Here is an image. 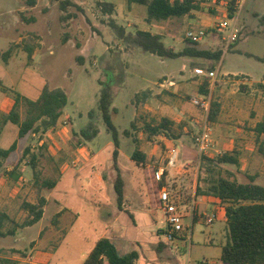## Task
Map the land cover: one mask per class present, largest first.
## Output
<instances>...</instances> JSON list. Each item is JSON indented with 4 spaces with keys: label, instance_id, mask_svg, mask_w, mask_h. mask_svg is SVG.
<instances>
[{
    "label": "rangeland",
    "instance_id": "374dc122",
    "mask_svg": "<svg viewBox=\"0 0 264 264\" xmlns=\"http://www.w3.org/2000/svg\"><path fill=\"white\" fill-rule=\"evenodd\" d=\"M70 1L79 8L69 5L63 11L57 2L50 0H37L32 7L27 6L23 0H0V52L7 49L10 51L6 61L0 57V77L3 84L31 99H36L44 86L48 89L60 87L67 95V103L53 130L40 129L34 135L29 132L19 139L20 147L28 151L26 158L30 159L34 175L29 180L31 185H21V191L25 190L26 186L30 190L24 200L22 195L16 197L14 208L17 211L14 210L15 214L11 217L13 220L19 225L27 224L31 213L27 214L25 211L29 209L25 206L29 204L26 199L31 200L34 196L37 208H41V195L44 189L50 187L48 183L60 177L61 184L58 187L63 189L74 172L79 171V177H84L88 166L80 171L79 165L82 162L74 160L77 148L85 147L86 152L88 151L85 153L88 154L87 157L95 154L91 165L97 163L103 170L114 172L111 158L113 141L97 108L100 89L105 85L111 89V107L117 108V112L111 113V119L118 130L122 150L118 156V164L125 170H131L133 167L126 155L132 153L135 143L146 144L148 149L156 145L160 155L163 154L164 144L151 129L156 128L158 124L162 125V118L169 120V116L161 117V113H166L160 108L157 109L154 89L151 95L145 96L146 98L143 96L145 91L142 90L148 87L156 88V84L165 79V84L169 81L176 84L170 87L173 91L180 85H186L183 91L180 90V96L169 91L162 96L170 109V120L182 129L183 142L197 155L190 160L187 157L186 163L194 166L198 164V175L204 174L207 163H201V155L216 159L226 154L235 161L219 163L216 167H219V171L214 173L243 183L253 177L254 183L264 185V135L260 137L253 131L257 111L249 107L250 100L242 99L244 105L240 106L238 112L232 111V101L224 103L223 107H220L222 111L219 120L214 118L213 121L204 120L203 108L194 105L190 100L192 97L203 96L200 93L201 87H205L207 93L210 92L211 83V96L208 94L206 97L210 98L209 101H215L213 99H217L221 91L219 81L229 78V89L240 92L245 99L252 94L255 100L263 102L260 113L261 117L264 116V88L260 85L264 81V59L257 58L264 56V0H247L243 5L237 24L245 22V27L231 46L224 44L222 35L225 31L222 33L215 29V24L223 17H228L227 7L232 0H223L222 9L212 7L216 5L217 0H198L197 10H191L180 17L153 21L161 26L164 43L175 51L188 45L186 30L203 28L206 35L195 47L220 50L219 58L212 63L203 57H191L195 61H190L185 56L160 58L143 51L137 45L118 39L108 24L109 20L113 19L125 26L127 32L145 29L148 23L144 5L128 4L127 0H104L115 4L114 11L109 14L101 10L99 3L103 0ZM66 14H69V17L62 18ZM194 17L205 18L211 24L201 26L203 22ZM195 67L214 68L217 71L216 78L210 80L196 75L193 71ZM228 74L238 76L230 77ZM241 78H248L249 83L254 84L251 85L252 90H247L250 88L245 89L244 85L235 82ZM193 91L192 96L186 93ZM1 92L13 101V93L9 89ZM180 103H183L182 106ZM24 109L25 105L21 102L18 107L21 118L24 117ZM90 109L95 110L94 118L99 131L92 140L84 141L77 133L79 128L89 121L87 112ZM154 110L159 111L157 113ZM4 112L0 109V128L6 124L2 133L0 132L2 148L12 143L17 132L15 124L4 122ZM172 121L165 123L166 126L161 129H171ZM204 123L209 127L210 143L203 153H199L194 138ZM161 129L159 130L162 131ZM125 130L128 134H125ZM183 151L184 147L181 145V150H177L174 159L175 165L183 163ZM148 154V162L157 166H164L168 159L158 163L156 155ZM189 154L191 155V152ZM17 155L19 156L12 155L8 160H17ZM74 163L77 164L73 165ZM128 184L133 191L141 188L136 180H129ZM70 187L66 185L65 189ZM72 188L77 186L73 184ZM134 193L133 195L140 198V191L136 192L138 195ZM89 201V196H74L66 202L76 217L72 224L49 237L52 242L48 250L49 264H83L96 239L102 235L105 228L97 217L99 209ZM101 204V208H107V202L101 201ZM21 208L24 209L23 212ZM48 213L39 225L43 228L40 233L42 241L47 240L44 227L49 226V219L52 224L57 223L54 222V217H51L50 210ZM188 213V217L182 221L184 230L171 240L165 241L166 246L159 251L155 241L163 239V236L156 231L167 229L164 215L159 209L152 208L146 215H142V227L131 224L125 226L128 232L131 231L128 236L139 238L138 243L141 245L139 247L133 244L138 250L135 264H200L203 260L220 262L221 248L227 241L225 222L218 218L212 223H205L202 217L192 223L191 210ZM207 214L213 215L211 212ZM6 220L3 219L4 230L13 224L10 218ZM127 220L130 221L129 218ZM146 235L148 237L145 239Z\"/></svg>",
    "mask_w": 264,
    "mask_h": 264
},
{
    "label": "crops",
    "instance_id": "0c3cea01",
    "mask_svg": "<svg viewBox=\"0 0 264 264\" xmlns=\"http://www.w3.org/2000/svg\"><path fill=\"white\" fill-rule=\"evenodd\" d=\"M222 1L223 0H217L216 5L212 7L215 9H222ZM246 2L247 0H245L243 5H245ZM194 19L202 21L203 25L201 26H208L211 24V22H209L205 18L203 19L201 17H194ZM147 23L148 26L145 28V30L157 33L162 37L164 36L163 32L160 30L161 26L158 23L153 21ZM239 27L240 29L244 28L245 22L240 23ZM199 58L202 59V57ZM188 59L190 61H195L191 59V57H188ZM205 60L209 61L210 63L213 62V60L208 58H206ZM243 74L244 73H239V75ZM227 76L236 77L238 75L228 74ZM165 81L166 80L163 79L162 82L156 84V88L148 87L147 89L142 91H145L143 93V96L145 97L151 95V91L154 89L153 93H156L155 97L158 102L157 109L160 108L163 112L166 113H161V117L169 116V122L172 121L170 120L172 119V116L169 115L168 110L170 111V109L168 108V104H166V101L162 98V96L166 93V91H169L171 93L175 92L177 96H180L182 93H179L180 90L183 91L186 85H180V87L176 88V91H173L170 87L176 84H174L173 81H169L167 84H165ZM229 81V78H224L223 80L219 81L221 91L219 92V95H217L218 98L213 99L219 103V108L217 110V113L211 120L208 118L207 115L209 109L207 110V112L204 111V120L208 119L210 121H213L214 118H217L219 120V115L222 111L220 107H223V104L227 103L228 101H232V104L230 103L233 108L232 111L238 112L240 110V106L244 105V103H242V99L247 101L250 100L249 107H252L254 110L257 111V113H255V124L258 121L262 120L264 116L261 117L262 114L260 113V110L262 109L261 105L263 102L255 100L252 94H249V96H252V98H249L248 96V99H245L240 92L237 93L234 89L228 88ZM235 82L244 85L243 88L245 89L250 88L247 90H252L251 85H254L249 83L248 78L237 79ZM210 84V92L206 94H209V96H211ZM260 85H263L261 86V88H264V81H262ZM192 88H194V84H192ZM186 93H188L190 96L194 95V91ZM215 97L216 96H214V98ZM182 104L180 106H182ZM12 105L13 101L6 97L4 93L0 91V109L4 110V113H7ZM154 111L158 113L159 110ZM57 124L58 121L56 125ZM5 126L6 124L3 125L2 129L0 128V132L3 131ZM161 130L162 131L158 130L155 135L158 136L159 140H161L164 144L162 145V147L164 148L163 154L160 155L161 153L157 151L156 145H153L151 149H148V146L146 144L140 142L135 143L133 144L132 153H130V155H126V158L130 159V161L132 162L133 167H131V170H125L118 164V156L120 153H122L120 140L119 145L116 148V167H114L113 164V150L115 149L114 145L111 151L114 172L113 170L110 172L103 170L99 167V165H97V163L91 165L95 154L92 153L87 157L88 154L85 153H88V151L86 152L85 147L77 148L75 150L76 156L74 160L82 162L79 165L80 171L81 169L86 167V165L89 167H86L87 169L85 170L84 177H79V171L74 172V174H72V177L64 185L63 189L62 187H58L61 184L60 177H58L55 181L50 182L52 183V186H50L46 190L44 189L41 195V199H43V201L41 199L40 201H42L43 205L41 207L42 212L40 218L34 223L24 225H19L18 222L13 220L14 218L11 217H13L15 214L14 210L17 211V209L14 208V202L16 197L18 195H22V199L24 200V198H26V193H29L30 190V188L26 186L25 190L23 189L21 191V185H31V182L29 180L33 178L34 172L32 164L30 163V159L26 158L28 151L24 148H21L18 143L19 139L23 136H26V134L19 137L16 132L15 138L12 141V143L15 142L14 148L7 156L3 157L1 155L2 158L0 159V264H49L48 250L51 247L52 243L49 237H51V234L59 232L61 228H65L73 223L76 214L73 213L72 210L67 207L66 202L70 199V197L74 196L85 198L89 196L90 204L99 209L97 217L100 219L105 229L102 235H100L96 239V241L99 238L107 237L116 245L117 249L122 253L128 252L130 250H136L138 252L136 247H133V244L135 243L137 246L140 247L141 245L140 243H138L139 238H132L131 236H128V233H131V231L128 232V229H126L125 226H129L131 224L135 227L140 228V226L142 227V222H140V218L143 214L146 215V213H148V211L152 208H156L161 211L158 204V193L161 188H168L171 194L175 197L174 199L177 201L178 208L183 213V219L188 217V212L191 210L190 215L192 223L195 220L201 219L203 217L205 219V223H212L215 219L222 218L226 224L224 204L220 202L217 197L196 194V185L198 180V164L197 166L188 165L186 163V158L188 157L190 160V158H196L197 155H195V152H192V149H190L189 146L183 142L182 129L180 130L178 128V125L174 124V122L172 121L171 129L165 128ZM126 133L128 134L127 130H125V134ZM32 135H34L33 132ZM261 135L264 134H260L259 136L261 137ZM12 143H10L3 149L8 148ZM181 145L182 147H184L182 155V164L180 163L179 165L174 164L173 166H170L167 164L166 161V164H164V166H161V164L157 166V164L154 165L151 162H148V153H151V155H156V157L158 158V160L156 161L158 163H161L163 159L168 158L169 151L172 147H175L177 150H181ZM134 152H139L141 154L137 157L138 159L133 157ZM190 152L191 155L189 154ZM15 154H19V156L17 155V160L9 161L8 158ZM77 163H74L73 165H76ZM61 170L62 169H60V171ZM118 173L122 180V199L120 204H118L117 202L116 194V180ZM129 180L130 182L132 180H136L140 183L141 188H137V191H140V198L133 195V192L136 193L137 191H133L132 188H129ZM73 184L77 186V188H72ZM66 185H69L71 187L69 189H65ZM24 191L26 192L24 193ZM83 192L85 194H83ZM136 194L138 195V193ZM26 201H28L29 204L36 205V199H34V196L33 199H26ZM101 201L108 203L105 204L107 208L100 207L102 205ZM49 210L51 217H54V222L57 223L54 225L49 219V226H43L46 230L45 238L48 240L47 242V240H41L42 237L40 236V233L43 228L42 226L40 228L39 225H41V221L44 219V217L46 215H49ZM23 211L24 209L21 208V212ZM25 211L27 214L28 212H30L29 209ZM207 212H211V214L213 215H208ZM26 213L25 215H27ZM30 216L32 215L30 214ZM9 218L11 219L10 222H12L13 224L11 227H8L6 230H4L2 228L3 219L8 220ZM128 218L130 219V221L127 220ZM156 232H158V230ZM160 233L162 234V230L159 232V234ZM147 237L148 235H146L145 239ZM141 241L142 240H140V242ZM160 241L164 240L162 238L156 240L155 242L157 246H154L159 247L158 244ZM218 263L222 264L221 261ZM103 264H107V262L104 261Z\"/></svg>",
    "mask_w": 264,
    "mask_h": 264
},
{
    "label": "trees",
    "instance_id": "16d2710c",
    "mask_svg": "<svg viewBox=\"0 0 264 264\" xmlns=\"http://www.w3.org/2000/svg\"><path fill=\"white\" fill-rule=\"evenodd\" d=\"M27 6H34L37 0H23ZM58 3L61 10H66L69 5H74L70 0H50ZM198 0H127L128 4L138 3L146 7V21H160L171 17H180L188 14L191 10L198 9ZM101 10L104 13L111 14L114 11L115 4L102 1L99 3ZM232 7L228 6V16H232ZM69 14L63 15L62 18H68ZM109 26L114 30L118 39L126 43H131L139 46L143 51L152 53L159 57L176 58V57H203L208 59H218L220 50H208L195 47L197 42H192L186 38L188 45L181 50L175 51L172 47L167 46L162 40V36L145 29H136L134 32H127L125 26L118 24L115 20L110 19ZM10 51L7 49L0 52V57L6 61ZM264 59L263 57H257ZM81 62V59H79ZM211 69V68H210ZM10 90L13 93V105L10 110L3 116L4 122H11L17 126L18 136H23L28 132H37L42 129L45 131L53 130L62 110L67 103V95L60 87L48 89L43 87L41 93L36 99L28 98L16 91L12 87L3 84L0 77V91L6 92ZM201 94L206 95L207 90L201 87ZM23 102L25 105L24 117L21 118L18 111L19 104ZM112 94L110 86L101 87L97 108L100 111V117L106 125V130L110 133L113 145V164L116 167L117 147L119 145L118 130L113 124L111 113L117 112L115 107H111ZM219 103L211 101L208 118L211 120L217 113ZM116 110V111H115ZM94 109L87 112L89 121L81 127L77 135L84 141L92 140L98 133L96 119L94 118ZM168 123L166 118H163L162 125L152 128L151 131L156 133ZM253 131L259 136L264 134V118L258 121ZM13 142L8 148H0V155L7 156L14 148ZM141 154L134 152L133 157L137 158ZM138 159V158H137ZM202 164H206L204 174L198 175L196 194L209 195L217 197L224 204L227 241L221 248V263L222 264H264V185L254 183L253 177L248 182H237L227 177L214 173L219 171L218 166L221 162H234L235 159L226 154L216 159L207 156H200ZM199 169V167H198ZM218 169V170H217ZM116 194L117 202L120 204L122 199V180L117 174ZM52 183H48L49 186ZM43 201V199H41ZM28 206L31 218L27 224L34 223L41 216V208H37L34 204H25ZM159 234V231L157 232ZM165 241L159 242L157 250H161L166 245ZM138 258L136 250L128 252H120L116 245L107 237L99 238L92 249L85 257L83 264H135Z\"/></svg>",
    "mask_w": 264,
    "mask_h": 264
},
{
    "label": "built area",
    "instance_id": "2783aa9c",
    "mask_svg": "<svg viewBox=\"0 0 264 264\" xmlns=\"http://www.w3.org/2000/svg\"><path fill=\"white\" fill-rule=\"evenodd\" d=\"M245 0H232L230 6L232 7V16L223 17L215 24V29H219L222 33V39L224 40L225 45H230L237 40L241 34V29L237 24L241 8L243 7ZM205 30L203 28L192 30L188 29L185 31V38L190 39L192 42H198L202 37H204ZM194 73L198 76H203L214 80L217 75V71L213 69H207L202 67H195L193 69ZM203 95L200 97H192L191 102L194 105H198L203 108L205 112L209 109L210 98ZM195 143L198 148L199 153H203L210 143V132L209 127L204 123L200 130L195 135ZM177 154V149L172 147L169 151V156L167 159V164L170 166L174 165V159ZM175 197L171 194L168 188H161L158 193V204L159 208L163 212L164 220L167 224V229L162 231V236L164 241H169L177 233L184 230L183 228V213L178 208L177 201ZM200 264H218L214 261H201Z\"/></svg>",
    "mask_w": 264,
    "mask_h": 264
}]
</instances>
